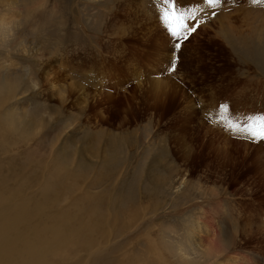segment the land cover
Wrapping results in <instances>:
<instances>
[{
  "label": "rangeland",
  "instance_id": "obj_1",
  "mask_svg": "<svg viewBox=\"0 0 264 264\" xmlns=\"http://www.w3.org/2000/svg\"><path fill=\"white\" fill-rule=\"evenodd\" d=\"M3 17L0 264H264V0Z\"/></svg>",
  "mask_w": 264,
  "mask_h": 264
},
{
  "label": "snow or ice",
  "instance_id": "obj_2",
  "mask_svg": "<svg viewBox=\"0 0 264 264\" xmlns=\"http://www.w3.org/2000/svg\"><path fill=\"white\" fill-rule=\"evenodd\" d=\"M171 0H165V3H170ZM216 2H218V0H207V3L211 6L214 5ZM175 15V13L173 12V16ZM163 20L166 24H168V28L167 31L169 33V36L176 41L175 46H174V50L175 52H179V50L182 47L181 41L182 40H186L188 38V36L191 33H194L197 30V27L199 26L198 24L196 25H184L180 31H176L173 29V27L170 24L169 21V14L165 13L163 16ZM176 68V60H172L171 61V65H170V71H174ZM222 108L224 107L223 105L221 106ZM235 130V129H233ZM247 131L250 133V135L253 138H259L261 140H264V121H262L261 127L259 130H256L254 128H248Z\"/></svg>",
  "mask_w": 264,
  "mask_h": 264
},
{
  "label": "bare ground",
  "instance_id": "obj_3",
  "mask_svg": "<svg viewBox=\"0 0 264 264\" xmlns=\"http://www.w3.org/2000/svg\"><path fill=\"white\" fill-rule=\"evenodd\" d=\"M1 20V23L3 24V25H7L8 24V22L5 20V18L3 17V18H1L0 19ZM9 25V24H8Z\"/></svg>",
  "mask_w": 264,
  "mask_h": 264
}]
</instances>
